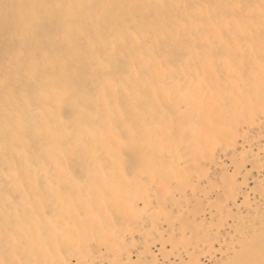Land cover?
I'll use <instances>...</instances> for the list:
<instances>
[{"label":"bare ground","instance_id":"bare-ground-1","mask_svg":"<svg viewBox=\"0 0 264 264\" xmlns=\"http://www.w3.org/2000/svg\"><path fill=\"white\" fill-rule=\"evenodd\" d=\"M243 104L264 108V0H0V264H88L90 243L103 264H199L206 248L209 263L264 264L245 158L233 174L216 163ZM45 116L73 127L83 184ZM187 116L201 128L184 161L165 119Z\"/></svg>","mask_w":264,"mask_h":264},{"label":"rangeland","instance_id":"rangeland-1","mask_svg":"<svg viewBox=\"0 0 264 264\" xmlns=\"http://www.w3.org/2000/svg\"><path fill=\"white\" fill-rule=\"evenodd\" d=\"M241 89L242 90L245 89V84L241 85ZM227 101L228 98L224 96L223 103L221 104L222 110H225L226 105L228 104ZM20 112L23 114L22 110H20ZM238 115L240 117L239 118L240 125H239V132L237 133L234 143L232 145H228L223 141L224 139L222 137L217 138L219 142V146H222L224 144V146L227 147H225L224 152L220 153L219 155L217 154L216 163L219 165V167H221L225 171L233 174L234 172L237 173L239 169V165H234L233 160L235 159L241 161V159L245 158L240 162V170L238 171L239 174L236 176V178L240 183L239 190L243 193V196L246 197V203L241 206V210H242L241 212L248 214L254 211V208H252L253 206H256L258 203H261L263 202L262 200H264V108L259 109L256 108L255 106H251V105L245 106L243 104V106L238 109ZM173 116L177 118L176 115ZM174 117L172 118L167 117V119H165V126L171 136V138H169V142L172 143V140L176 141V139L177 140L180 139V142H178V144L176 142L175 144H171L170 146H168L167 147L168 149H166L167 150L166 153L170 152V156H179L180 158H183L185 161L190 156L186 151L184 152L185 150L184 146H186L189 143V141L194 138V134H196L195 130L201 128L200 120H198L197 117L196 119H191L189 116H187L185 117V119L182 118L183 122L182 124H180ZM45 121H48L46 123H50L56 149L59 150L61 153H63L64 156H66V158L68 159V161L70 160V163L74 162L73 163L74 167L73 164L70 165L72 176L74 177V181L76 182V184H83L85 182L84 181L85 173L82 172V170L85 169V166L83 164L82 159H80L76 153H67L66 152L67 150L65 149V146L62 143V139L64 138L65 134L68 135L74 134L72 132L73 127L71 128V126L68 125L66 121L63 120L59 122L53 121L52 118L47 116H45ZM218 123L219 125L223 124L221 121H218ZM207 130L211 132L210 128H207ZM225 154L226 155L229 154L230 158H227ZM122 165L125 168L124 169L125 173L128 174L127 171L129 172V170L127 168V164L124 162L122 163ZM103 168H104V172L106 173V176H108L107 180L109 181V178L112 176L110 168L107 164H104ZM213 177H215V179L218 180L217 176L213 175ZM152 188L153 190L156 189L155 187ZM243 200L244 199L240 198V201ZM233 211L237 212L238 210H233ZM207 230L209 233H211L209 229ZM128 238L139 245L141 235L139 232H134L131 235H129ZM215 238L218 239V237L216 236L212 237L213 242L214 240H217ZM219 240L221 241V239ZM91 245H93V243H90L89 251L87 249L84 251V255L88 257L87 258L88 264H103L102 260L99 257L108 254L106 247L102 245H98V247L96 246L93 247ZM213 245H214V250L219 249L220 247V244H218L216 241L213 243ZM166 248L169 251H173V249L170 246H167ZM151 249L157 255L160 254L158 252L157 247L155 248V246H153ZM206 250H207L206 253L211 252L210 249L208 248H206ZM192 252L193 253L195 252L196 256L198 257V260H200L199 264H201L202 262H204V264L215 263V261L209 263L208 261H206L207 259L205 260V255H207L205 252H204L205 254L202 255L199 254L198 251L192 250ZM170 257H172L170 261L173 262L175 259L173 258L174 257L173 254H171ZM183 257L186 261H188L186 254H183ZM158 261L159 264L161 263L171 264L169 260L163 258L162 256L158 257ZM36 264H38V261L36 262ZM65 264H79V263L76 258L66 256Z\"/></svg>","mask_w":264,"mask_h":264}]
</instances>
